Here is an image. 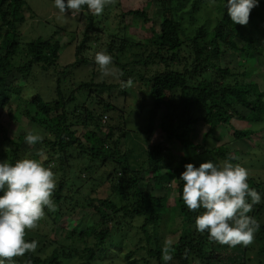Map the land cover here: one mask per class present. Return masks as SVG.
<instances>
[{
    "label": "trees",
    "instance_id": "obj_1",
    "mask_svg": "<svg viewBox=\"0 0 264 264\" xmlns=\"http://www.w3.org/2000/svg\"><path fill=\"white\" fill-rule=\"evenodd\" d=\"M48 1L53 3V0ZM160 1L163 8L162 12L157 14L160 18L157 30L151 23L155 15L152 16L148 12L150 3L142 10L128 9L122 14L123 18L127 15L139 19L142 28L152 33L150 38H144L141 42H131L127 35L112 33L106 38L110 40L106 43V48L104 49L102 45L99 47V50L106 51L112 56L113 65L118 69L116 74L118 80L82 82L76 87L77 90H70L61 89L59 76L63 72L58 68V60L62 46L55 38L56 30L47 39L38 37L23 46L19 43L17 28L26 21L23 11L29 10V6L26 0H0V162L15 164L18 160L27 159L28 155L32 156L31 152L25 151L23 147L27 145L24 141L26 132L19 131L10 135L1 121L3 116L9 121L27 120L45 130L46 136L43 141L33 146L42 147L48 155L49 159L44 161V166L50 167L51 162L58 163L57 166L63 174L52 193V198L55 205L62 203L67 205L66 210L55 208L52 213L49 211V214L53 216L54 221L66 213L70 217L74 214L78 217L82 211L94 213L98 217V220L78 235L79 240L85 244L87 237L96 239L94 245L83 247L78 255L81 260L78 264H103L97 259L110 258L106 257L104 244L112 238L113 233L116 238L115 232H123L132 247L124 255L127 259L126 264H164L162 260L164 244L161 243L157 233V228L163 221L164 209H167L171 221L167 225L175 226L179 231L177 241L173 242L171 249L173 259L168 264H264V179L262 177L249 175L248 179L249 187L262 195L261 202L254 205L248 214L258 221L259 228L251 244L235 247L210 241L207 233L195 230L194 219L201 210L187 209L180 198L183 185L178 180L185 164L191 163L198 167L204 163L193 158V153L209 156L208 159L213 163L222 164L228 161L237 164L233 152L226 145L208 147L207 139L213 130L229 125L227 127L233 132L231 139L243 140L262 132L264 128L256 131L237 130L233 128L232 123L233 115L244 121L264 122L262 100L264 92H259L257 80L252 79L256 72H261L263 69L260 66H253L256 57H251L254 52L264 62V42L259 37L262 33L259 35L252 33L255 30L256 20L261 21L264 26V0H258L259 7L255 11L251 10L248 23L244 26L232 24L227 9L222 4L219 18L213 28L214 36L209 41V45H212L211 50H205V46L199 47L198 41L201 36L198 33L186 39L182 34L179 19L168 6L169 0ZM177 1L176 6L179 8L185 3V0ZM198 1L195 0L192 8ZM81 13L86 14L88 23L83 39L75 47V61L68 67L88 64L87 58L83 56V51L88 45L86 32L94 29L98 16L86 10H82ZM236 40L242 42L243 46L238 45ZM181 50L193 54L191 63L186 61L181 71L168 69ZM227 52L239 53L240 56L241 53L249 54L248 57L243 56L245 62L250 64L249 67L244 68L240 74L232 73L228 67H221V62L218 61L217 64L215 59L223 54L227 55ZM94 63L93 60L92 64ZM189 64L193 65L191 70L187 68ZM152 65H163L165 69L147 76V70L151 72L149 66ZM37 66L42 71H47L49 68L54 70L56 87L51 100L46 101V98L39 94L31 99H22L20 97L22 85L16 83L18 82L16 80L11 84L7 81L17 74L21 78L28 77ZM197 76L202 77L201 81L196 79ZM129 78L133 82L136 80L143 82L146 88H143L144 93L148 92L152 101L151 121L147 127L152 130L154 115L158 111L160 120L157 126L163 131L167 143V146L160 143L151 145L144 151L139 145L145 160L143 165L135 170L130 169L126 164L127 154H121L119 151L120 139L122 137L126 139V132L121 131L123 135L113 139V129L103 126L107 120H110L109 114L112 111L116 112L114 103L124 104L128 96L138 93L134 91L136 88L126 87L121 83ZM113 88L120 91L119 95L123 96L122 99L116 94H111ZM125 88H130V91L121 93ZM81 89L87 91L84 94L75 93V90ZM127 92L130 93L125 94ZM72 104L76 105L70 112L68 107ZM237 106L245 110L240 111ZM197 109L203 110L201 120L195 116ZM123 122L126 123L127 120L123 119ZM197 124L200 127H207V130L202 132L200 141H196L197 135L194 133ZM77 126L82 128L79 134L75 129ZM150 130L140 129L138 136L145 135L147 138ZM104 132L105 138H101L99 134ZM173 143H176L178 150L184 153L178 160L173 159L170 154V144ZM74 149H78L79 152L76 156L73 153ZM187 150H192V154H188ZM77 157L81 160L79 171L84 170L87 174L94 170V165L95 168L107 164L113 166L112 172L116 176L110 180L111 198L99 199L86 195L85 202H80L79 198L78 201L76 200L74 193L78 192L77 189L74 191L66 184L68 178L74 181V176L69 173L71 163L68 160L77 162ZM56 169L52 168V171ZM66 171L68 174H65ZM107 179L110 177L108 176ZM63 190H67L68 193H64ZM166 191H173L174 194L171 205L163 208L158 194ZM135 221L139 222V226L134 227ZM68 232L70 235L73 234V231ZM117 239L120 241V238ZM73 242L70 244L72 250L55 248L49 256H37L31 251L23 255L27 264H61V258H72L73 251L77 253L78 245L76 241ZM120 260L118 255H114L106 263L114 264Z\"/></svg>",
    "mask_w": 264,
    "mask_h": 264
},
{
    "label": "rangeland",
    "instance_id": "obj_2",
    "mask_svg": "<svg viewBox=\"0 0 264 264\" xmlns=\"http://www.w3.org/2000/svg\"><path fill=\"white\" fill-rule=\"evenodd\" d=\"M26 2L29 6V10L25 9L23 11L26 21L17 28V33L20 38L19 43L24 46L26 43L36 40L38 37L47 39L56 30L57 34L55 35V38L59 40L62 46L58 60V68L63 72L60 73L59 76L61 79V89L69 88L70 90L76 89V87H78L82 82L118 80L116 75L102 76L99 66L95 63L92 64L96 51L99 50L101 45L104 49L106 48V43H109L110 41L106 38L112 33L127 35L129 41L131 42H141L144 40V38H150L152 36L151 32H147L146 29L142 28V23L139 19L131 18L127 15H125L123 18L122 14H124L126 10H142L145 5L150 3L151 5L148 8V12H150L152 16L155 15L151 23L155 26V30H157V26L160 22V18L157 17V14L162 12L163 8L162 2L160 0H111V2L105 7L103 13L97 17L98 19L95 21L94 29L88 30V32H86L88 36L86 43H88V45L86 46L87 49L83 51V56L87 58L88 64H79L75 67H68V65L74 63L75 47L83 39L86 25L88 23L86 20V14L80 13L76 17H71L68 13H66V17L68 19L63 20L58 18V11L54 8V4L48 0H26ZM194 3L195 0H185L184 5L179 8L176 6L178 5L177 0H169L168 6L172 10L174 16L179 19L183 36L187 39L193 37L195 33H198L201 36L198 41L199 47L203 48L205 46V50H211L212 45H209V41L214 36L213 28L219 18V12L221 10L220 8L222 7L223 0H199L194 7L195 10H193L194 8L192 7ZM258 7L259 3L258 6L252 10L255 11ZM252 33H257L258 35L262 33L259 35V37H261L264 42V26L262 25L261 21H255V30ZM102 41L104 42L102 43ZM236 41L238 42V45L243 46L242 42L238 40ZM227 53V55L223 54L222 56H219L218 59H215L217 64L218 61L221 62V67H228L229 70H231V72L234 74H240L244 68L249 67L250 64L245 62V59L243 58V56H250L249 54L247 55L241 53V57L239 53ZM192 56L193 54L188 53L185 50L179 51V53H177V59L172 63L171 67H168V69L171 68L181 71L186 61L191 63ZM251 57H256L253 60V66H260L263 69L261 72H256V75H253L252 79L257 80L259 92H264V62L260 57H257L254 52L252 53ZM150 67L151 72L150 70H147V76L152 75L155 72H162L165 69L163 65H152L149 66V68ZM187 68L191 70L193 65L189 64L187 65ZM200 73L201 71L198 72V74ZM196 79L201 81L202 77L197 76ZM55 80L56 75L52 68H49L47 71H42L41 68L37 66L28 77L23 76L21 78V76L17 74L16 76L13 75V77L9 78L7 81L10 84L14 81L22 85V90L20 93V97L22 99H31L34 97V95L39 94L46 98L47 101L51 100L53 97L54 88L56 87ZM132 87L136 88L134 91H137L138 93L128 96L124 104L119 105L118 103H114L116 106V112L112 111L109 114L111 118L109 121L107 120L103 126L111 127L113 129V139H117L123 135V131L126 132V139L123 137L120 139L119 151L121 154H127L126 164L129 165L130 169L135 170L138 169L140 165H143L145 160V155L142 154V150L144 151L151 145H156L158 143L167 146V143L164 140L163 131H161V129H159L157 126L160 120V113L158 111H156V114L154 115V126L152 130L147 127L151 121L150 109L152 108V101L148 95V92L144 93V89L146 88H144L143 82L136 80L133 82ZM76 90L75 93L79 94H84L87 91V89L86 91L85 89H81L79 91ZM127 90L130 91V88H125L121 91V93H124ZM129 93L130 92H127L125 94ZM111 94H116L121 99L123 97L122 95H119L120 91L118 89L116 90V88L112 89ZM262 100L264 101V97ZM74 105L76 104L69 105L70 108L68 107V110H70V112L73 111V108L75 107ZM238 107L239 106H237V109H240ZM197 110L195 116L201 120L203 116V110ZM244 110L245 109L243 108L240 109V111ZM123 119H125V121L127 120V122L124 123ZM1 121L8 129L10 135H13L19 131L27 133L28 130L37 129L40 130L44 137L46 136V132L43 128H40L38 124L30 123L27 120L15 119V121H9L6 116H3ZM232 123L234 125L233 128L237 130L256 131L264 127V122L244 121L242 119H238L234 115ZM227 126L229 125L220 126L219 128L212 131V134L207 139L208 144H206L208 147L211 148L215 147L216 145L219 146L220 144L226 145L228 149L233 152V155L237 159V164L248 169L250 176H260L264 179V128L262 132H258V134L252 135L248 139L232 140V129H229ZM75 129L78 131V134L82 132V128L80 126L75 127ZM137 129H143L145 131L150 130L147 138L145 135L138 136L139 132ZM136 130L137 132L135 133ZM206 130L207 127H200L197 124V127L194 131L195 135H197L195 137L197 138L196 141H200L202 132ZM99 135L101 138H105V132L104 134ZM82 142L84 143L83 140ZM139 145L141 146L142 150L139 149ZM23 147L25 151L31 152L32 154V156L28 155L27 159H37V152L41 150L44 151L40 146L25 145ZM77 150L78 149L73 150L75 156L78 152ZM169 150L173 159L178 160V158L184 154L178 150L176 143L170 144ZM191 151L192 150H189L187 153L192 154ZM108 152L111 153L110 151ZM193 154V158L197 159L198 162L209 161V156L195 153ZM76 159L77 162L68 160L69 163H71L69 173L74 176V181H71V179L68 178L66 184L68 188H71L74 191L77 189L78 192L74 193L76 200L79 198L81 200L80 202H82L84 201V197L86 195L95 196L99 199L111 198V195H109L110 180L116 176L112 172L113 166L107 164L104 167L95 168L94 165V170L87 174V172L84 170L82 172L79 171V164H81V160L79 157ZM57 164V162H51L49 165L51 169L57 168L55 171H53L56 178V188L63 174L62 171L59 170ZM113 165L114 167H117L116 164ZM111 173L113 175H110ZM65 174H68V172L66 171ZM108 176L110 179H107ZM85 180H87V182H84ZM63 192L68 193L67 190H63ZM173 194V191H166L158 194L160 205L163 208H167L171 205ZM56 208H59L61 211L66 210L67 205L63 203L60 205L57 204ZM49 211L52 213L53 210H45V216L38 222L37 227L26 230L25 240L29 242L30 240H35L38 242V247L36 250L31 252L37 256L45 257L49 256L52 250L55 248L58 250L62 248L72 250L70 244L74 243V240L78 245L77 253H74L73 251L72 258H61V264H78L81 261L78 255L83 247L86 245L92 246L95 243L94 241H96V239H93V237H87V243L85 244L79 240L78 235L80 232L84 231L96 220H98L97 215L91 212L82 211L79 213L78 217H76L77 215L74 216L75 214L70 217L66 213L63 214L60 219L54 221L53 216L49 214ZM163 212L165 214L163 221L160 222L157 228V233L161 238L162 244H164L167 239H171L173 242H175L177 241V234L179 231L175 226L173 227L167 225V223L171 222L169 220L170 216H168L167 209H164ZM174 223L178 224V222H173V224ZM133 225L134 227L139 226V222L135 221ZM68 231H73V234L70 235ZM115 234L116 238L114 237L113 233L112 238H110L104 244L106 247V257L110 258L107 260L106 258L97 259L103 264H107L106 262H109L114 255H118L121 258L118 263L114 264H126L127 262V259H125L124 255L132 247L123 232H115ZM69 237H71L72 240ZM117 238H120V241ZM12 262L13 264H27L24 255L13 257ZM6 264H8L7 260Z\"/></svg>",
    "mask_w": 264,
    "mask_h": 264
},
{
    "label": "clouds",
    "instance_id": "obj_3",
    "mask_svg": "<svg viewBox=\"0 0 264 264\" xmlns=\"http://www.w3.org/2000/svg\"><path fill=\"white\" fill-rule=\"evenodd\" d=\"M111 0H53L58 18L67 20L66 13L76 17L82 10L100 16ZM223 5L232 24L244 26L250 12L258 6V0H226ZM94 62L102 76H115L118 69L106 51L95 53ZM131 87L129 78L122 81ZM40 130H28L24 136L27 145L43 141ZM37 159H21L10 164L0 162V264H13L12 258L35 251L38 242L26 241V230L37 227L45 216V208L55 210L52 193L56 188L55 173L44 166L49 159L44 151L37 152ZM249 170L239 164L225 161L222 164L211 160L198 167L184 165L179 176L182 182L180 198L189 210L201 212L194 219L197 232L207 233L210 241L235 247L252 243L259 228L258 221L248 215L259 204L262 195L248 184ZM173 241L167 239L162 248V260L168 264L173 259Z\"/></svg>",
    "mask_w": 264,
    "mask_h": 264
}]
</instances>
